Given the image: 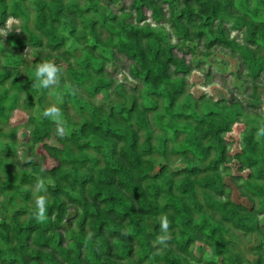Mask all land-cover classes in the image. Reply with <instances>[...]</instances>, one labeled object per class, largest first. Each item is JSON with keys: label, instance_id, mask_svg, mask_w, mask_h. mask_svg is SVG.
<instances>
[{"label": "trees", "instance_id": "obj_1", "mask_svg": "<svg viewBox=\"0 0 264 264\" xmlns=\"http://www.w3.org/2000/svg\"><path fill=\"white\" fill-rule=\"evenodd\" d=\"M10 18L21 33L0 40V264H264V115L188 90L197 56L223 48L259 95L264 0H0V29ZM28 48L41 56L21 59ZM44 60L61 69L52 89L33 87ZM53 104L64 138L42 116Z\"/></svg>", "mask_w": 264, "mask_h": 264}, {"label": "rangeland", "instance_id": "obj_2", "mask_svg": "<svg viewBox=\"0 0 264 264\" xmlns=\"http://www.w3.org/2000/svg\"><path fill=\"white\" fill-rule=\"evenodd\" d=\"M0 30V40L3 41L5 39L4 32L10 33H21V23L17 19L10 18L7 24L1 28ZM193 45L190 44V47ZM41 56V51L35 48H28V50L24 53L21 59H26L29 62H33L37 57ZM43 57H46L43 54ZM204 61L205 66L202 68H198L197 65L200 62ZM194 63V61H193ZM195 67L192 69L193 71L189 75L188 78V90L192 93L195 98L205 96L206 98L212 99H220V98H230L237 97L241 101H243L244 105L249 103L257 104L256 108H253V111L257 113H262L264 115V86H261L259 91V95H256L254 100L251 98V93L246 91L249 84L246 81V78L239 79L238 72L240 71V62L236 56L230 53L229 50L223 48H216L213 51L212 56L209 58H205L202 55H198L196 61L194 63ZM211 70L214 74L212 80L207 83L208 78L205 76V72ZM114 71V69H111ZM116 78L121 83H126L127 85L135 87L137 85L136 81H134L127 73V71L115 72L114 74ZM209 81V80H208ZM16 116V115H15ZM25 117V116H24ZM19 115L16 116L14 122L20 124ZM244 130V124L238 123L233 127L231 134H228L227 137H232L235 141L234 145H232L230 155L234 154L241 146L238 141H240L242 133ZM17 159L22 162H26L27 155L26 149L20 148L17 152ZM233 174H236L235 172ZM264 225V220L262 221ZM195 253L198 256H206V259H214L211 257L210 250L208 248L203 249L200 245H197L195 248ZM205 253V254H204ZM208 253V255H207Z\"/></svg>", "mask_w": 264, "mask_h": 264}, {"label": "clouds", "instance_id": "obj_3", "mask_svg": "<svg viewBox=\"0 0 264 264\" xmlns=\"http://www.w3.org/2000/svg\"><path fill=\"white\" fill-rule=\"evenodd\" d=\"M2 31V30H0ZM5 37L8 35L4 32ZM61 69L51 60H44L35 65V82L33 83L34 88L52 89L61 83ZM62 110L59 106L53 104L45 108L42 112L43 118L51 119L56 124V135L64 138L68 135V130L65 121L62 119ZM257 135H264V127L258 129ZM43 172V168L41 169ZM46 180L43 176H38L34 185L31 186L33 195V201L35 205V211L33 213L37 221H44L47 211V188ZM160 222L161 235L156 237L157 244H165L170 236L169 231V219L168 215L164 214L157 218Z\"/></svg>", "mask_w": 264, "mask_h": 264}]
</instances>
